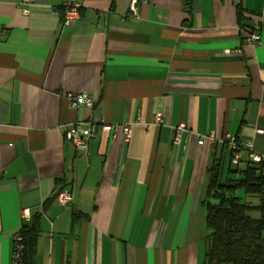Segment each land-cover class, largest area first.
Returning <instances> with one entry per match:
<instances>
[{
	"label": "crops",
	"instance_id": "1",
	"mask_svg": "<svg viewBox=\"0 0 264 264\" xmlns=\"http://www.w3.org/2000/svg\"><path fill=\"white\" fill-rule=\"evenodd\" d=\"M131 3L0 0V264L31 224L33 264H203L208 170L225 176L231 153L199 136L264 155V0ZM80 92L92 108L70 107ZM75 122L96 133L86 154L66 140ZM179 123L191 132L173 145Z\"/></svg>",
	"mask_w": 264,
	"mask_h": 264
},
{
	"label": "trees",
	"instance_id": "2",
	"mask_svg": "<svg viewBox=\"0 0 264 264\" xmlns=\"http://www.w3.org/2000/svg\"><path fill=\"white\" fill-rule=\"evenodd\" d=\"M237 16L240 26L248 25L244 21L249 20L240 8ZM263 163L240 159L233 165L230 154L225 176L219 161L209 168L204 214L207 248L203 264H264ZM23 231V264H33L37 225H26Z\"/></svg>",
	"mask_w": 264,
	"mask_h": 264
},
{
	"label": "built area",
	"instance_id": "3",
	"mask_svg": "<svg viewBox=\"0 0 264 264\" xmlns=\"http://www.w3.org/2000/svg\"><path fill=\"white\" fill-rule=\"evenodd\" d=\"M24 2H29L30 0H23ZM137 0H132L130 11L133 16H137L135 10V4ZM79 9L80 5L74 2H67L63 5V25L70 26L75 23L79 19ZM26 12V10H25ZM259 39V36L256 33H251L247 42H256ZM66 98L70 104L72 109H78L80 107L92 108L94 105L93 100L86 92H80L78 94H66ZM139 122L137 121L136 124ZM164 124V120L160 113H156L154 115L153 125L161 126ZM81 122H75L71 126L66 129L65 137L66 140L71 145L72 149L76 152V154H86L89 142L96 137V133L91 128H83ZM131 125L132 124H123L122 130L125 136V139L130 137L131 133ZM102 129L111 131L112 126L104 124ZM191 132L187 124L179 123L172 129V143L173 145H178L181 142V138L183 134H187ZM207 140L211 144H215L219 142L223 144L231 153V163L233 165L238 164L240 160V152L243 148H249V158L252 162L258 164L264 161V155H259L254 153L251 150V144H247L246 146L242 145L241 142L237 141L234 136L226 134L221 139H216L214 135L209 134L207 136H199L198 145H202L204 141ZM56 202L64 208H67V205L71 202V195L69 192L60 191L56 194ZM30 212L29 210L22 211V220L23 222H29L30 220ZM25 250L24 236L22 231H18L14 234L12 238V250H11V264H23V252Z\"/></svg>",
	"mask_w": 264,
	"mask_h": 264
},
{
	"label": "rangeland",
	"instance_id": "4",
	"mask_svg": "<svg viewBox=\"0 0 264 264\" xmlns=\"http://www.w3.org/2000/svg\"><path fill=\"white\" fill-rule=\"evenodd\" d=\"M239 194V196H243V194L242 193H238Z\"/></svg>",
	"mask_w": 264,
	"mask_h": 264
}]
</instances>
